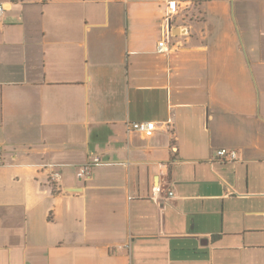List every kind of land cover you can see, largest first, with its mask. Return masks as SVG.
Here are the masks:
<instances>
[{
    "label": "crops",
    "instance_id": "0c3cea01",
    "mask_svg": "<svg viewBox=\"0 0 264 264\" xmlns=\"http://www.w3.org/2000/svg\"><path fill=\"white\" fill-rule=\"evenodd\" d=\"M171 1L0 0V264H264V0Z\"/></svg>",
    "mask_w": 264,
    "mask_h": 264
},
{
    "label": "built area",
    "instance_id": "2783aa9c",
    "mask_svg": "<svg viewBox=\"0 0 264 264\" xmlns=\"http://www.w3.org/2000/svg\"><path fill=\"white\" fill-rule=\"evenodd\" d=\"M4 10L3 5H0V13ZM179 11V6L177 1H171L169 6V15L165 18V28L163 38L159 41L158 50L168 51L172 47V34H171V23L172 16L177 14ZM129 129L138 131L143 135L149 137L152 136L157 128L155 121H131L128 124ZM239 159L238 152L231 148H219L215 152V156L212 161H225V162H235ZM101 163V158L99 156L91 158L87 163L83 164L77 172L79 178H86L90 175L91 169L94 165ZM51 167V166H50ZM51 180L57 184L62 178V173L58 169L51 167L50 169ZM166 195V196H165ZM174 196L173 190L165 191L162 185H155L152 188L151 198L158 201L163 197L172 198Z\"/></svg>",
    "mask_w": 264,
    "mask_h": 264
},
{
    "label": "bare ground",
    "instance_id": "6f19581e",
    "mask_svg": "<svg viewBox=\"0 0 264 264\" xmlns=\"http://www.w3.org/2000/svg\"><path fill=\"white\" fill-rule=\"evenodd\" d=\"M178 32V31H177Z\"/></svg>",
    "mask_w": 264,
    "mask_h": 264
}]
</instances>
